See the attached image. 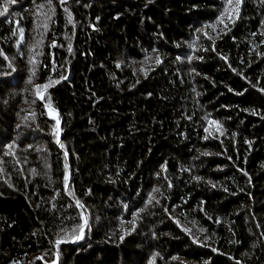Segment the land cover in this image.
<instances>
[{
	"label": "trees",
	"instance_id": "obj_1",
	"mask_svg": "<svg viewBox=\"0 0 264 264\" xmlns=\"http://www.w3.org/2000/svg\"><path fill=\"white\" fill-rule=\"evenodd\" d=\"M4 8L0 264H264V0Z\"/></svg>",
	"mask_w": 264,
	"mask_h": 264
},
{
	"label": "rangeland",
	"instance_id": "obj_2",
	"mask_svg": "<svg viewBox=\"0 0 264 264\" xmlns=\"http://www.w3.org/2000/svg\"><path fill=\"white\" fill-rule=\"evenodd\" d=\"M35 63H36L35 61H34L33 64H31V63L28 62L27 63V66H25L26 67V71L29 72V73H31L32 75H34V73H35ZM29 83H30V81H29ZM38 90H39V87L38 86L31 84V85H29L27 87V89H25L23 91V96H24V102L23 103L24 104H23V109L22 110H23L24 114L27 113V110L29 109V107L32 106V104H33V100H32L33 99V96H34V98H36V97L41 98V99L43 98V91L38 94L37 93ZM47 112H48V115L52 119L55 120V122H57V120H59V116H58L57 112L55 110H53V108L48 107L47 108ZM56 125H57V123H56ZM59 126H60V121H59ZM1 145L3 147L5 146V144H1ZM8 146H9V148L7 149L8 150V155L11 156V157H13V158H15V154L18 151V147L16 146L15 143H12V142H10L9 145H7L5 147L7 148ZM20 161L23 163V165H25L27 167V170H29L28 169L29 167H28L27 161H23V160H20ZM2 173L4 174L5 171H4L3 165H0V184H4L5 183ZM5 186L6 185L1 186V188L2 187L5 188ZM83 227H82V229L80 230V232L77 235H75V236L72 237V240H78V239H76V237H78V236L83 238V236L85 234V231L87 229V221H86V223H85V225ZM39 259H42V258H39Z\"/></svg>",
	"mask_w": 264,
	"mask_h": 264
},
{
	"label": "snow or ice",
	"instance_id": "obj_3",
	"mask_svg": "<svg viewBox=\"0 0 264 264\" xmlns=\"http://www.w3.org/2000/svg\"><path fill=\"white\" fill-rule=\"evenodd\" d=\"M10 2H11V0H10ZM229 4H231V0H229ZM7 11V8H4L2 11H0V14H3V12H6ZM221 22H223L222 20H221ZM46 87V86H45ZM39 91V90H38ZM57 131H58V126H59V120H57ZM65 179H67V177L65 178ZM77 203H79V202H77ZM80 238H82V237H76V239H80ZM57 243H60V241H58ZM237 264H239V262H237Z\"/></svg>",
	"mask_w": 264,
	"mask_h": 264
}]
</instances>
